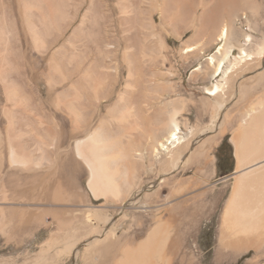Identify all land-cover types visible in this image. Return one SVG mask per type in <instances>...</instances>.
<instances>
[{
  "label": "rangeland",
  "instance_id": "1",
  "mask_svg": "<svg viewBox=\"0 0 264 264\" xmlns=\"http://www.w3.org/2000/svg\"><path fill=\"white\" fill-rule=\"evenodd\" d=\"M76 1L79 7L73 27L80 23L89 5V0ZM117 1L103 0L102 3V28L109 35V43L113 45H106L107 41L104 43L105 46L100 47V50L92 49L93 52L89 50L84 56L83 66L87 64L88 61L85 60V57L88 59L87 56H89L90 52L89 58L94 59L89 60H92V64L95 62L96 66L99 69L101 68L103 72L99 74L100 77L96 81V88H99L97 90L98 94H96L97 97L91 90H86L82 93L81 101L79 102L80 104L83 102L82 106L79 104L76 107L78 109L77 119H79H76V123L78 124L80 120L81 122L77 127H73L76 123L72 119L71 114H69L70 109L68 107L66 109L62 107L61 109V107L53 106L52 100L58 92H61L62 87L58 85L55 92H49L51 89H48L49 85L46 78H44L45 76L36 71L38 65H42V59L35 49L31 48L30 50L31 46H28L26 63L23 65V76L30 87H32L33 93L31 95L35 98L37 105L28 112L29 118H31L30 123H27L26 127H22L23 129L17 128L16 132L21 129L22 133H24L23 139L29 136L27 138L29 142L28 148L30 147L29 150L34 154V157H38L39 151H36V148L39 146L38 143L43 141V132L47 131L46 129L48 131L51 130L50 132H54L52 134L55 135L60 143L59 151L54 155V158H58H56L58 163H64L68 160H79L73 152L75 142L77 140H85L90 135V132L92 133L102 124L111 125L112 135H115L114 132L120 134L122 132L120 130H126L121 133L120 138L122 141L120 142L123 150L127 153L123 161L126 160L125 162L128 165L124 162L121 170L126 174L130 172L129 174L133 177L130 195L126 197L125 201L116 200V203L114 201L111 204L115 211L111 210L112 208L107 211V222L98 221L95 216L88 217L86 214L88 211L94 208H102L107 203L104 198L94 199L95 197L90 193L88 188L89 170L84 164L80 166L76 173L77 177L73 185L75 187L68 184L64 175L58 176L54 173L55 175L49 178V195L52 197L54 192L59 193L62 196L61 201L53 200L51 197L45 200L41 198L37 200L32 193H18V187H29L34 180L29 177L30 183L26 179V181H19L15 185L8 182V175L14 168L10 167L9 163L6 162L7 148H4V146L7 147L8 135L6 126H8V120L4 114V109L10 105L0 83V134L3 144V163L0 166V264H86L88 262L86 251L90 243L98 241L107 236L108 233L109 235L112 233L115 236L114 238L128 236L126 244L128 243L127 246L133 247V245L135 246L149 235L152 231L151 228L155 227L156 221L158 222L160 218L166 220L170 225V232L166 242L168 261L165 264H264V237H262L263 239L252 241L248 248L236 254H232L231 247L225 246L221 249L219 245L222 216L232 192L233 175L236 172L235 146L232 141L233 132L235 128L241 125L245 111L248 109L247 105L256 97L263 95L264 81H260L256 85L255 90L251 94L246 95V97H242L243 99L238 94L237 96L236 92L232 96L227 94L224 98L227 101L225 100L222 107L216 104L214 98H212L213 96L208 95L206 90L211 82L214 81L209 75V57L213 55L218 58L220 56L219 52L222 50L216 52L221 44V42H217V38L224 24L233 23V28L238 33L244 31L250 33L252 36L251 43L245 47L251 51H254L264 41V0H203L201 2L200 0H186L183 3L184 5L182 4L179 7L181 9L175 8V0H143L142 19L145 20H142V30L144 31L142 32L141 30L143 44L141 52L133 57L132 61L134 63L131 75L128 65L121 58L125 46L120 41L121 25L119 20L121 12L117 8ZM130 1L132 2L133 0ZM205 4H208L207 7ZM214 4L217 5L214 7ZM165 5L166 7H164ZM156 6L158 7L156 8ZM203 6H205V9H203ZM177 9L180 11L177 12ZM148 21H151V23H148ZM73 27L66 30L61 37L58 35L49 41L51 43V51L65 43ZM18 32L21 37L22 29L19 24ZM115 33L117 34L115 35ZM29 41L28 39L23 42L28 43ZM187 48L192 49L186 51ZM237 55L238 49L234 48L232 56ZM257 64L258 62L250 64V69L244 72L239 82L251 79L264 70V63ZM115 67L117 68L116 72H114ZM43 68L44 72H48L47 64L43 65ZM107 72L110 73L108 74ZM98 82L100 84H97ZM127 84H129V88L126 87ZM121 95H123V100L120 101ZM229 97L230 99H228ZM93 98L94 100H92ZM130 102H132V105L134 103L135 105L133 106L135 107L125 106L130 104ZM177 108L179 109L177 119L182 128L192 127L195 128V131L200 130L196 132L195 139L190 144L184 158L196 149L199 142L214 134L218 135L217 142L206 149L208 150L206 154L211 162L206 175L207 178L199 186L201 189L202 186L206 187L208 191L206 196L209 202L208 208L193 227H188L190 224L186 222L187 218L182 215L178 213L177 215L176 213L172 214L173 216L169 215L168 209L176 201L192 196L201 190L199 187L186 189L190 185L187 181L196 177L194 164H189L184 169L179 168L177 171H173L172 168L160 163L158 158L151 154L152 144H155L162 137L160 133H157L158 135L155 134L156 136L153 133L151 134L152 129L157 128L167 118V115ZM118 112H122L126 116L119 119L118 115L120 113L118 114ZM133 114V118L137 121L132 119ZM32 116H37L40 120L37 117H33V119ZM81 116L82 118H79ZM128 117L130 118L129 120ZM120 121L123 125L120 124ZM81 123H83V126ZM130 123L132 124L130 125ZM54 130L58 133H55ZM205 130L208 131L205 132ZM136 149H138V152H136ZM47 151H52V145L47 148ZM141 152L143 154L142 159L139 156ZM44 164H47V162L45 161ZM17 172L22 175L27 173L20 170H17ZM171 176H175L179 181L184 182L179 183V190L170 196L172 184L166 185L164 181L166 177L169 178ZM51 179L53 180L51 181ZM55 181L57 182L54 183ZM53 184L55 185L53 186ZM59 188L62 190H59ZM74 195L79 200H76ZM134 199L136 201L135 204ZM73 200L77 203L75 204ZM83 203L87 207L86 205L83 206ZM25 204L29 208L38 207L46 209V211H34L30 208L29 215L33 213L36 215L33 216L35 217L34 219L28 222H22L18 216L12 217L11 214L13 212L2 211V208H6V206L21 207ZM50 205L53 207L51 208ZM122 205L123 208H121ZM56 206L66 209L67 212H56L54 210L57 208ZM154 211L156 212L154 213ZM26 215L28 216V214ZM61 219L66 220L63 228L60 225ZM140 224L146 226L143 227ZM90 228H93L92 231H89ZM63 244L71 245V247L64 249ZM62 249L63 251H61ZM111 263L108 262V264Z\"/></svg>",
  "mask_w": 264,
  "mask_h": 264
},
{
  "label": "bare ground",
  "instance_id": "2",
  "mask_svg": "<svg viewBox=\"0 0 264 264\" xmlns=\"http://www.w3.org/2000/svg\"><path fill=\"white\" fill-rule=\"evenodd\" d=\"M142 1L143 0H133L132 2L130 0L117 1V8H119L121 12L119 20V23L121 25L120 41L122 42L121 44H124L125 46L121 54V58L128 65L130 75L132 65L134 63L132 61L133 57L141 52L143 44V34L141 33L144 31L142 30V23L145 20L142 19ZM185 1L186 0H175V8H179ZM201 1L203 0H200V2ZM102 3L103 0H89L88 9L83 14L80 23H78L77 26L75 25V27H73L74 22H76L79 7L78 2L76 0H0V83L3 87L6 99L10 105L9 107L4 109V114L8 120V126H6L8 135V139L6 141L7 147L4 146V148H7L6 162L9 163L10 167L16 170L15 171L13 169V171L10 172V174L8 175V182H11L13 185H15L19 181H26V179L29 181L28 178L31 177L34 180L33 183L29 187H18V193H32L34 194L33 196L37 200L40 198L42 200H45L51 197L49 195V178L55 175L54 173H56L58 176L64 175L68 184L70 186H73L75 178L77 177L76 173L79 170L80 166L84 164L89 170L88 188L90 190V193L93 197H95L94 199L104 198L107 203H105L106 205H103L102 208L99 207L97 209L94 208L92 210L85 209L90 210L86 214L88 217L95 216L98 221L105 223L108 219L107 211L113 207V205L111 204L114 201L116 203V200L125 201L127 199L126 197L130 195L129 193L132 190V175L129 174V171V173L126 174L123 173L121 170V167L126 161L123 160L127 156V153L125 150H123L120 142L122 141V139L120 138V135H122L121 133H124V131H126L123 129L124 127H121L124 131L120 130L122 131L120 134H116L114 132L115 135L111 134V132L113 131H111L110 129L111 125L107 126L105 124H102L98 129L94 130V128V131L92 133L90 132V135L85 140H77L76 142L74 141L75 144L73 146V152L76 154L79 160H68L64 163H58V161L56 160L57 157L55 156L56 158H54V155L57 154L60 148V143L57 141L55 135L52 134L54 132H50L51 130L48 131V129H46L47 131L43 132V141L38 143L39 146H37L36 148V151H39V155L38 157H34V154H32L29 150L30 147L28 148L29 142L27 138L29 136L23 139L22 137H24V133H22L21 130L23 129L22 127H26L27 123H30L31 118H29L30 116L28 115V112L31 110L32 107H36L37 105L36 101L34 100L35 98H33L31 95V93H33L32 87H30L28 81L25 80L23 76V65H25L24 63H26L28 46H31L30 50L31 48L35 49V51L39 54L40 58L42 59V65H38L36 71H38V73H40L41 75L45 76L44 78H46L49 85L48 89H51L49 90V92H55L57 90L58 85H61L62 87L61 92H58L55 97L53 96V100L51 99L54 104L53 106L61 107V109L62 107H65V109L68 107L70 109L69 114H71L72 119L75 121V123L78 116V109H76V107L80 104L79 102L81 101L80 99L82 97V93L86 90H91L97 97L96 94H98L97 90L99 88H96V81L98 77H100L99 74L103 71L101 70V68L99 69V67L96 66L97 64H95V62H93L94 64H92V60L94 58H89V56L91 54L90 52H93L92 49H97L98 51L100 50V47L105 46L104 43L108 41L109 35L106 34L102 28ZM170 4L172 3L170 2ZM215 5L217 4H214L213 6L215 7ZM157 7L158 6H156V8ZM164 7H166V5ZM203 7V9H205V6ZM178 11L180 10L177 9V12ZM148 23H151V21H148ZM18 24L21 26L22 29L21 37L18 32ZM71 27H73L72 32L67 38V40L65 39V43L57 47L55 50L51 51V43H49V41L54 39L58 35L61 37V35H63V33ZM116 34L117 33H115V35ZM28 39L30 40L28 43L23 42L27 41ZM251 40L252 36L250 33L245 31L239 33L236 32L233 28V23L224 24L220 29L217 42H221V44L217 48L216 52H218L219 50L222 51L219 52L220 56L218 58L214 57L213 55L209 57V75L214 81H212L210 86L206 88L208 95L213 96L212 98H214L216 104H218L219 107L223 106L225 100L227 101V99H224L227 94H230V96H232L236 92V95L238 94L241 98H244V96L246 97V95L251 94L255 90L256 85L260 81H264L263 70L262 72L256 74V76H253V78L243 82H239L240 78L243 77L244 72L247 69H250V64H254L255 62H258V64L264 63V41L262 42V44H258L259 46H257L254 51H251L245 47L251 43ZM106 45L112 46L113 44L109 43L108 41ZM234 48L238 49L237 56H232V50ZM191 49L192 48H187L186 51H189ZM89 50L91 51L89 52V56H87L88 59H86L85 57V60H87L88 62L87 64L84 63L85 66H83L84 56H86L87 51ZM101 54L103 53L101 52ZM89 59L92 60L90 61ZM45 64L48 65V72H44L43 65ZM116 71L117 68L115 67L114 72ZM218 76L219 78H217ZM99 80L101 81V79ZM97 84L100 83L98 82ZM129 84L126 85L127 88H129ZM228 99H230V97ZM92 100H94V98ZM92 100L90 99V101ZM121 100H123V95L120 96V101ZM82 103L83 102H81L80 104L81 106ZM133 105L135 104L133 103ZM133 105L132 102H130V104L125 106L135 107ZM247 107L248 109L245 111L241 125L238 128L234 129L232 136V141L235 146L234 154L236 157V172L233 175L232 192L229 199L227 200L220 228L219 245L221 246V249L225 246L231 247L232 254H236L237 252L248 248V245L252 241H257L264 237V93L263 95L258 96L253 101H251L247 105ZM178 113V108L172 110L167 115V118L164 119L159 126L157 125V128H153L152 132L150 131L151 134L153 133L154 135L157 133L162 134V137L157 140L155 144H152L151 154L154 157L158 158V161L160 163L172 168L173 171H177L179 168L184 169L187 167V165L194 164V167L196 169V177L187 181L188 183H190V185L186 189L191 187H199L205 182L207 178L206 175L209 170V164L211 162L208 158L209 156L206 154V151H208L206 149L211 147L215 142H217L218 135L214 134L208 137L207 139L199 142V144L196 146V149L184 158V156L187 154L190 144L195 139L196 132L200 130L198 129L197 131H195V128L192 127L182 128L179 120L177 119ZM118 114L119 119H122V117L126 116V114L123 115L122 112H118ZM134 114L132 115V119H134ZM33 117L36 118L37 116H32V118ZM37 118L39 119V117ZM79 118H82V116ZM129 119L130 118L128 117V120ZM43 122L45 121L43 120ZM40 123L41 122H39V124ZM132 123H130V125ZM78 124L76 123V126L74 125L73 127H77ZM81 124L83 126V123ZM120 124H122V122ZM17 128H21L20 131L18 130V132H16ZM207 131L208 130H205V132ZM55 133L58 132L55 131ZM2 145V138L0 134V166L3 163ZM51 145L52 151L48 152L47 148ZM136 152H138V149H136ZM142 152L139 155L140 159H142L141 157H143ZM45 161L47 162V164H44ZM125 164L127 163L125 162ZM17 170L24 171L25 173H27L22 175L18 173ZM58 179L60 180V178ZM52 180L53 179H51V181ZM56 182L57 181H55L54 183ZM164 182L166 185L172 184L170 188L171 196L174 192L179 190L180 187L178 188V184H181L184 181H179L175 176H171L169 178L166 177ZM28 183H30V181ZM54 185L55 184H53V186ZM60 189L61 188H59V190ZM207 195L208 191L206 190V187L202 186V189L196 192L194 195L182 198V200H178L172 205H170L168 209L169 215L173 216L172 214L176 213L177 215L178 213L183 217L187 218L186 222L190 224V226L188 227H193L200 218V216H202L208 208L209 202L206 198ZM74 196V198L76 199V195ZM51 198L53 200L61 201L62 196L61 194L54 192ZM74 201L75 200H73V202ZM76 203L77 202L75 201V204ZM135 203L136 201L134 199V204ZM51 205L50 207L52 208L53 206ZM84 205L86 204L83 203V206ZM30 208L27 206V204L21 207L6 206V208H2V211L4 210L5 212H13L11 216H18L22 222H28L35 218L33 216L36 214L33 213L32 215H29L28 213L29 211H31V209H33L34 211H46V209H41L38 207H33L31 209ZM121 208H123V205ZM54 210L59 213L64 211L67 212L66 209L60 207H57ZM78 210L81 211L80 209ZM111 210L114 209L112 208ZM155 212L156 211H154V213ZM26 214H28V216ZM156 223L157 224L155 225V227L151 228L152 231L149 233V235L135 246L133 245V247L127 246L128 243L126 244L128 236H118L119 238H114L115 236H113L112 233L111 235H109L108 233L107 236L99 239L96 242L90 243L86 251V259L88 260L86 264H108V262H112L111 264H165L168 261L166 242L168 234L170 232V225L166 220L161 218L158 219V222L156 221ZM65 224L66 220L64 221L61 219L60 225L62 226V228L65 226ZM137 224L136 226L139 225ZM141 225L142 224H140V226ZM188 227L186 226V228ZM92 229L93 228H90L89 231H92ZM124 238L126 239L124 240ZM63 245L64 249L71 247V245L68 246V244ZM61 251H63V249Z\"/></svg>",
  "mask_w": 264,
  "mask_h": 264
},
{
  "label": "water",
  "instance_id": "3",
  "mask_svg": "<svg viewBox=\"0 0 264 264\" xmlns=\"http://www.w3.org/2000/svg\"><path fill=\"white\" fill-rule=\"evenodd\" d=\"M227 177H230V176H227ZM227 177H226V178H227Z\"/></svg>",
  "mask_w": 264,
  "mask_h": 264
}]
</instances>
